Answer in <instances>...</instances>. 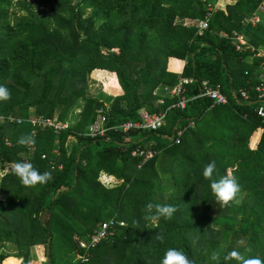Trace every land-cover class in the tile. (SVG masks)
Here are the masks:
<instances>
[{
	"label": "trees",
	"instance_id": "trees-1",
	"mask_svg": "<svg viewBox=\"0 0 264 264\" xmlns=\"http://www.w3.org/2000/svg\"><path fill=\"white\" fill-rule=\"evenodd\" d=\"M231 1L214 11L217 0H0V85L11 92L10 100L0 102V116L23 120L0 121V168L10 165L0 179V249L8 243L16 249L0 251V264L11 255L28 264L38 246L46 251L43 264H161L169 248L183 251L195 264H211L205 248L222 259L233 249L251 247L249 255L264 260V124L253 107L237 104L231 93L239 98L245 92L255 100L259 59L246 63L250 54L236 52L233 40L239 36L264 50V0ZM206 19L208 27L199 33L195 24ZM176 60L182 62L178 72L168 67ZM106 71L115 74L122 95L89 96L91 73L117 91L116 78ZM180 78L191 79L183 86L186 98L197 97L206 80L222 86L229 105L192 99L184 111L166 113L157 132L87 135L100 110L106 128L137 121L141 110L163 112L173 100L166 96L157 105L160 87ZM72 107L78 113L72 115ZM31 116L67 124L53 132L33 126ZM174 129L183 130L179 144L177 137L168 140L176 136ZM31 130L35 144H17ZM258 130L260 141L250 149ZM148 153L152 157L143 163ZM211 161L217 179L228 172L238 178L241 203L215 202L202 175ZM14 162H30L53 179L26 188L12 172ZM103 176L118 182L107 184ZM149 202L178 210L157 227L142 218ZM212 202L220 211L215 218L208 214ZM109 220L124 226L112 239L81 249L80 241ZM198 232L202 241L193 243ZM157 233L165 236L164 243L156 240Z\"/></svg>",
	"mask_w": 264,
	"mask_h": 264
},
{
	"label": "built area",
	"instance_id": "built-area-1",
	"mask_svg": "<svg viewBox=\"0 0 264 264\" xmlns=\"http://www.w3.org/2000/svg\"><path fill=\"white\" fill-rule=\"evenodd\" d=\"M215 11V9H213ZM210 12L208 16H211ZM209 19V18H208ZM208 19L203 22L197 23V29L199 33L205 30L208 27ZM258 22L257 18L254 17L251 20L252 24H256ZM224 37L226 35H223ZM233 46L236 52H243L247 51L250 54V59L256 58L259 59L257 64V73L256 79L257 84L254 87L255 92V100H251L245 92H240L239 98L235 94V92H231L233 94V99L237 102V104L247 105L253 107V112L255 113L256 117L259 118L264 124V50L256 49L250 47L246 41L242 37H236L233 40ZM191 82L190 78H180L178 82L171 86H162L160 87L161 94L159 95L160 98L157 100L156 104L162 106L163 105V98L168 96V98L173 100L169 106L165 108V112H169L170 110H178L184 111L186 109V104L192 99H207L208 101L213 103V106H227L229 105V97L223 93L222 86L220 84L211 85L206 80H202L200 83V93L197 97H193L191 99L186 98L183 95V86L189 84ZM0 121H7L9 123H20L23 120L20 118L14 117H3L0 116ZM33 126L44 128L49 127L52 129L53 132H58L59 130L63 129V126L60 125L59 122L55 121V118L46 119V118H36L30 117L28 120ZM106 118L103 115V111L100 110L97 113V118L93 124L88 126L87 128V135L90 137H103L108 131H115L126 133L129 130H138V131H147V132H157L160 130L164 125V113H154L148 114L145 111H140L137 116V121L135 122H125L119 125H116L111 128L105 127ZM189 126L193 127V122L190 121ZM175 130V129H174ZM176 136L172 137V141L175 140L176 144H179L180 137L183 134V130L176 131ZM31 134H33V130H31ZM5 144L7 146H11L9 140L5 139ZM136 152H133L132 155H135ZM141 154V153H140ZM44 156H41L43 158ZM152 157L151 153L144 154L143 163ZM61 165H56L57 169H60ZM124 226L123 222H118L116 220H109L103 223H100L97 230L94 234L90 237L88 241H80V247L83 250H89L91 248H95L103 241L108 239H112L117 231L118 228Z\"/></svg>",
	"mask_w": 264,
	"mask_h": 264
},
{
	"label": "clouds",
	"instance_id": "clouds-1",
	"mask_svg": "<svg viewBox=\"0 0 264 264\" xmlns=\"http://www.w3.org/2000/svg\"><path fill=\"white\" fill-rule=\"evenodd\" d=\"M11 99V92L9 89L0 85V102H5ZM17 144L23 147H30L35 144V137L32 134L22 135L18 138ZM12 172L18 178L20 183L26 188H35L37 186L46 185L53 179L50 171L41 173L30 162H14L12 164ZM217 168L215 161L207 163L203 168V178L210 182V189L215 197V202L219 203L221 207H230L233 204H239L241 201L239 195L242 191L238 178L231 173L216 178ZM177 208L171 204H159V203H147L145 206V214L142 217L145 221H150L153 224L159 226V221L164 219L165 221L171 220L174 214L177 212ZM134 224H139V221H133ZM155 238L160 243L165 242V236L162 233H157ZM198 237L194 239L193 243H196ZM243 241H239L238 244H242ZM252 252L251 247H245L241 252L237 249H233L223 256L218 251L213 250L209 253L208 249H203V254L208 256L211 264H229L230 261L235 260L237 264H264L259 256L249 255ZM161 264H195V261L190 259L183 251L176 248H169L164 254Z\"/></svg>",
	"mask_w": 264,
	"mask_h": 264
},
{
	"label": "rangeland",
	"instance_id": "rangeland-1",
	"mask_svg": "<svg viewBox=\"0 0 264 264\" xmlns=\"http://www.w3.org/2000/svg\"><path fill=\"white\" fill-rule=\"evenodd\" d=\"M217 1H219V0H217ZM233 2V1H232ZM220 4H222V3H220ZM223 5V4H222ZM214 9L216 10V8L214 7ZM195 25H197V24H195ZM113 75H114V73H113ZM93 76V74L91 73L90 74V79H91V81H90V83H89V88H88V95L89 96H92V97H97V98H99V99H101L102 100V98H108V97H111L110 95H112V93L113 92H111L110 91V89L109 88H107V87H105L102 83H101V81L100 80H98L97 78H95L94 76ZM114 77L116 78V76L114 75ZM116 83H117V78H116ZM107 96V97H106ZM105 106H107L108 104H107V101L105 100ZM76 105V104H75ZM69 111H71L70 113L73 115V113H78V109H76V107L74 108V107H72ZM33 109L31 108L30 110H29V113L31 114V115H33ZM157 113H164V117H165V115H166V113H168V112H165V110L163 111V112H157ZM103 115H104V113H103ZM31 117H33V116H31ZM66 122H63V123H60V125L61 126H63V128L66 126V124H65ZM11 132V131H10ZM74 141V139L71 137V138H68L67 139V144L69 143V142H73ZM9 169H10V167L9 166H7ZM8 169V170H9ZM8 170H6V171H1L0 170V179L2 178V176L8 171ZM102 179H103V181L105 182V183H110V184H113V183H116V182H118L117 180H115L114 178H112V177H109V176H103L102 177ZM3 198V195H0V199H2ZM240 201H241V199H240ZM242 202V201H241ZM240 202V203H241ZM215 205H214V203L212 202V203H210V210H209V212H208V214H209V216L211 217V218H215L217 215H219L220 214V211H216V208L214 207ZM46 218V217H45ZM106 222V221H105ZM119 222V221H118ZM103 223V222H102ZM151 224H152V222H150ZM210 228L212 229V230H214V231H219L220 230V227L219 226H217V225H215L214 223H210ZM202 229V230H201ZM200 230H199V232L200 231H205V232H207V230L206 229H204V228H201ZM197 233V235H195V239L198 237V240H197V244L198 243H200L201 241H202V236L200 235V233ZM4 246V248H5V250L3 251L2 249H0V251H3V252H7V253H16V249H15V247L13 246V245H11V244H5V245H3ZM32 252L33 253H36V255L37 254H39V255H41L40 256V259H42V258H44L45 257V255H46V251L44 250V247H41V248H39V247H37V248H34L33 250H32ZM79 258V257H78ZM64 261H65V258H64ZM44 262H46V257H45V261Z\"/></svg>",
	"mask_w": 264,
	"mask_h": 264
},
{
	"label": "crops",
	"instance_id": "crops-1",
	"mask_svg": "<svg viewBox=\"0 0 264 264\" xmlns=\"http://www.w3.org/2000/svg\"><path fill=\"white\" fill-rule=\"evenodd\" d=\"M220 3H222L223 5ZM228 4H234V2H232L231 0H219V1H217L216 5L214 7L216 8V10H224L225 6ZM183 22L185 24H191L192 23L189 20H184ZM245 62L250 64V62H251L250 56L248 58H245ZM181 66H182V62L177 61V60H176V62H173L172 64L171 63L168 64L169 69L171 71H175V72H178L180 70ZM96 71H100V70L96 69V70L92 71V73L96 72ZM102 71H105V70H102ZM106 72L111 73L108 71H106ZM111 74H113V73H111ZM121 95H122V91H121V88L117 82V91L113 92L112 95H110V96L111 97H118ZM261 135H262V130H258L257 132H255L252 135V137L250 138V141H249V148L250 149H254L257 146V144L260 141ZM7 166L10 167V165H5L3 167V169L0 168V170L1 171L8 170L9 168ZM228 174H229V172H228ZM38 247L41 248L42 246H38ZM35 248H37V247H35ZM1 249L5 250L4 246ZM11 254H14V253H11ZM40 256L41 255H39V254L36 255V253L31 252L30 261L28 262V264H43V262L45 261V257L40 259ZM2 264H21V258H16V257L11 255V256L6 257L3 260Z\"/></svg>",
	"mask_w": 264,
	"mask_h": 264
},
{
	"label": "water",
	"instance_id": "water-1",
	"mask_svg": "<svg viewBox=\"0 0 264 264\" xmlns=\"http://www.w3.org/2000/svg\"><path fill=\"white\" fill-rule=\"evenodd\" d=\"M166 139V138H165ZM170 142H172V137L168 139ZM79 156H76V159H78ZM48 261V260H47Z\"/></svg>",
	"mask_w": 264,
	"mask_h": 264
}]
</instances>
